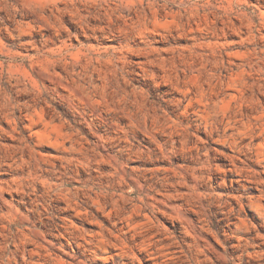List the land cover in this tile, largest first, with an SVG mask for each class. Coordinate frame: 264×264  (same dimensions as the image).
Instances as JSON below:
<instances>
[{
  "label": "rangeland",
  "instance_id": "1",
  "mask_svg": "<svg viewBox=\"0 0 264 264\" xmlns=\"http://www.w3.org/2000/svg\"><path fill=\"white\" fill-rule=\"evenodd\" d=\"M0 264H264V0H0Z\"/></svg>",
  "mask_w": 264,
  "mask_h": 264
},
{
  "label": "bare ground",
  "instance_id": "2",
  "mask_svg": "<svg viewBox=\"0 0 264 264\" xmlns=\"http://www.w3.org/2000/svg\"><path fill=\"white\" fill-rule=\"evenodd\" d=\"M40 120H34L32 117L30 118V124L31 126H36L38 123H39ZM53 130V129H52ZM42 138L45 139L46 138V135L43 134L42 135Z\"/></svg>",
  "mask_w": 264,
  "mask_h": 264
}]
</instances>
